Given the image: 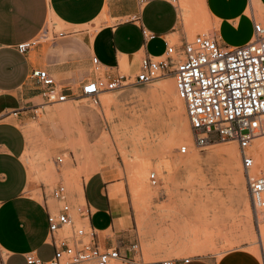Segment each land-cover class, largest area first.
I'll use <instances>...</instances> for the list:
<instances>
[{
  "label": "rangeland",
  "instance_id": "374dc122",
  "mask_svg": "<svg viewBox=\"0 0 264 264\" xmlns=\"http://www.w3.org/2000/svg\"><path fill=\"white\" fill-rule=\"evenodd\" d=\"M198 1L194 0V4ZM195 6L197 13L192 15L199 14L201 20L192 30L189 40L197 34H214L215 30L203 17L204 9L197 4ZM184 7L180 3V8ZM247 15H253L256 22L264 25V14L257 4L252 5V11ZM102 19L107 18L104 15ZM100 21H97L95 29L90 26L65 27L58 21H53V24L50 21L33 44L50 50L55 44L67 40L68 33L97 31ZM59 33H67L66 38L59 37ZM88 71L95 77L105 74L103 68L94 67ZM165 81L174 83L168 75L149 84L103 94L99 107L92 106L83 98L50 105L40 100L41 109L37 107L39 110L31 112L27 120L18 125L26 134L23 160L33 185L30 194L40 198L41 189L45 188V193L50 195L60 183L68 192L69 202L84 208L85 202L80 196L83 184L100 177L107 185L111 184L107 191L111 199L110 194L117 188L116 198L127 200L130 205L131 234L139 241L142 264L195 256L219 259L233 250L253 253L259 259L257 230L236 145L221 143L202 149L193 146L192 149L187 147L186 154H180V147L187 144L176 145L178 133L189 134L190 140L192 136L188 121V128L183 131L180 109L172 96L158 90L159 83ZM70 87L78 94V84ZM182 107L184 110L183 104ZM254 144L255 141L248 153L255 158ZM230 146L235 147L240 169H232L226 155L218 153L221 148ZM57 157L63 158L60 166L55 164ZM255 159L253 173L264 174V160ZM143 160L148 161L150 170L139 177ZM158 165L164 167L161 174L157 170ZM151 172L159 180L156 187L149 183ZM236 174L240 175L239 181H235ZM142 187L152 190L153 194L146 193ZM53 203L57 209L58 204ZM74 216L77 220L76 212ZM260 226L264 228V223ZM64 230L68 235V228ZM197 231L214 243L210 246L211 251L201 254L190 251L189 246ZM148 257L155 260L149 261Z\"/></svg>",
  "mask_w": 264,
  "mask_h": 264
},
{
  "label": "crops",
  "instance_id": "0c3cea01",
  "mask_svg": "<svg viewBox=\"0 0 264 264\" xmlns=\"http://www.w3.org/2000/svg\"><path fill=\"white\" fill-rule=\"evenodd\" d=\"M196 4L194 0H180L177 7L163 1L140 6L138 0H0V256L4 264H26L28 254L46 261L54 253L48 213L56 207L45 188L40 198L29 192L33 185L23 160L26 134L18 126L43 101L32 71L45 69L68 94L74 93L70 86L78 84L79 91L87 80L95 79L88 71L94 68L93 57L107 77L134 75L142 57L158 58L171 44L178 47L189 41L201 20L199 14L192 15L197 13ZM254 4L264 14V0H203V17L213 25L222 44L242 46L253 35L255 18L247 12L251 13ZM99 20L97 31L68 33L67 40L50 50L33 44L50 21L95 29ZM66 35L58 36L64 39ZM19 46L27 48L21 51ZM110 185L100 177L83 184L85 204L91 212L85 225L96 232L102 248L118 247L129 255L128 245L135 242L130 205L127 200L111 199ZM252 254L233 250L219 259L195 256L186 263L177 259L176 264H260V258Z\"/></svg>",
  "mask_w": 264,
  "mask_h": 264
},
{
  "label": "built area",
  "instance_id": "2783aa9c",
  "mask_svg": "<svg viewBox=\"0 0 264 264\" xmlns=\"http://www.w3.org/2000/svg\"><path fill=\"white\" fill-rule=\"evenodd\" d=\"M152 1H163L173 7H177L180 2L138 0V3L143 6ZM143 34L146 36L145 31ZM26 48L19 46L21 51ZM92 64L97 69L102 68L95 57L92 58ZM168 75L174 81L177 97L183 102L193 146L202 149L221 143L236 145L257 230L260 263L264 264V244L259 230L264 223V174L253 173L254 158L248 153L253 142L264 136L262 23L253 22V35L242 46L224 45L214 34H197L178 47L171 44L158 58L142 57L139 70L134 75L107 77L104 74L87 80L78 94L66 93L64 87L45 69H34L31 73L41 88L45 104H62L83 98L96 107L101 105L100 97L103 94L128 86L149 84ZM37 107L32 112L41 109ZM187 150V146H182L179 153L186 154ZM62 163L63 158L55 159L57 166ZM148 179L151 186L158 185L159 180L154 172L149 174ZM50 197L58 204L54 212L48 213L53 256L43 261L28 254L25 256L26 264H141L138 239L128 245L129 255H123L118 247L102 248L96 241V232L85 225L91 215L86 204L84 208L72 206L65 186L60 183L51 190ZM75 212L78 214L77 220ZM77 223L79 226H76ZM65 228L69 230L68 235ZM182 260L186 263L189 258ZM0 264H4L2 256ZM161 264H176V260L163 261Z\"/></svg>",
  "mask_w": 264,
  "mask_h": 264
},
{
  "label": "bare ground",
  "instance_id": "6f19581e",
  "mask_svg": "<svg viewBox=\"0 0 264 264\" xmlns=\"http://www.w3.org/2000/svg\"><path fill=\"white\" fill-rule=\"evenodd\" d=\"M198 6H201L203 9L205 8L204 5H203V0H199L198 2H196ZM190 4V3H189ZM205 10V9H204ZM207 14V13H206ZM210 25V24H209ZM264 26V25H263ZM101 69V68H100ZM174 83L172 82H168V81H165L163 83H159V86H158V90L162 91L163 93L165 94H168L169 96H172L173 100H174V104H176V106L180 109V116H179V119H180V122L182 123L183 125V131H185L188 126H187V120H186V117H185V109L183 110L182 108V104L183 102L177 97L176 93H175V88H174ZM172 85V88H169V86ZM171 87V86H170ZM167 95V96H168ZM103 96V95H102ZM165 96V95H164ZM168 96V97H169ZM179 114V113H178ZM181 125V126H182ZM181 133V131H180ZM176 136V135H175ZM179 136V137H178ZM178 138L177 139V143L176 145H179V143H182V142H186L187 144V147L189 149H192L193 148V141L190 140L189 138V134H186V133H181L179 134L178 133ZM174 139V138H173ZM259 139V138H258ZM258 139L255 140V144H254V149H253V153L255 154V158H257L258 160L262 161L264 160V158L262 157V152H263V149H264V136L263 138L259 139L260 142L258 144V146L256 145V142L258 141ZM174 144V143H173ZM171 148V147H170ZM257 148V149H256ZM212 151V150H211ZM220 152H222L223 154L226 155L227 157V161H228V164L229 166L232 168V169H237L239 168L240 169V164H239V161H238V157H237V154H236V151H235V147L234 146H230V147H226V148H221L220 150H218ZM193 153V152H192ZM254 158V157H253ZM254 158V160H256ZM263 164V163H262ZM167 165V164H166ZM165 166V165H164ZM164 167L162 165H158L157 166V170L158 172L161 174L162 172V169ZM167 168V167H165ZM263 169V168H262ZM150 170V164L148 163V161L146 160H143V164H142V168H141V171L142 173L141 174H138L139 177L143 176L144 173H148V171ZM165 171V170H163ZM168 171V170H167ZM234 178V177H233ZM235 181H239L240 180V175L239 174H236V177H235ZM242 179V178H241ZM242 181V180H241ZM167 183V182H166ZM241 185H242V182H241ZM144 189V187H142ZM244 188V187H243ZM144 191L148 194H153V191L152 190H149V189H144ZM80 196H81V200L83 202H85L84 200V192H80ZM110 196L112 197V199H115L116 196H117V188H114V192L112 194H110ZM248 207V206H247ZM246 207V208H247ZM249 213V211H248ZM247 215V214H245ZM259 230H260V234H261V237L264 236V228L263 227H259ZM196 232V231H195ZM257 232V231H256ZM195 234V233H194ZM262 241H263V237H262ZM214 245V243L212 244V241L208 238V237H203L201 236V234L196 233L194 239L191 241V244L189 246V249L192 253H196V254H201V253H205L207 252L209 249H210V246ZM211 251V249H210ZM256 252H257V248H256ZM148 260L151 261L152 259L148 257ZM155 260V258H154ZM152 260V261H154Z\"/></svg>",
  "mask_w": 264,
  "mask_h": 264
}]
</instances>
